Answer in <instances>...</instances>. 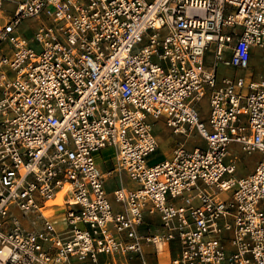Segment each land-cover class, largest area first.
I'll list each match as a JSON object with an SVG mask.
<instances>
[{
  "label": "built area",
  "instance_id": "1",
  "mask_svg": "<svg viewBox=\"0 0 264 264\" xmlns=\"http://www.w3.org/2000/svg\"><path fill=\"white\" fill-rule=\"evenodd\" d=\"M262 40L264 0H0V264H264Z\"/></svg>",
  "mask_w": 264,
  "mask_h": 264
},
{
  "label": "rangeland",
  "instance_id": "2",
  "mask_svg": "<svg viewBox=\"0 0 264 264\" xmlns=\"http://www.w3.org/2000/svg\"><path fill=\"white\" fill-rule=\"evenodd\" d=\"M251 65L255 68L256 71V76L258 78L264 76V49H259L255 48L252 53H251ZM221 72H223V69H220ZM154 132L156 133L157 137L161 140V149L155 154L157 157L160 158V156H168L170 153L171 149L173 148L174 141L176 138L172 137L170 130L164 129L163 125L159 122L155 127H154ZM183 141V139H182ZM196 141L200 142L198 139ZM193 140H190L189 144L193 143ZM160 154V155H159ZM153 158V157H151ZM257 156L256 155H240V161L238 162V171H237V176L238 175H245L251 172L255 166V161H256ZM103 156L100 154H97L95 157L96 161H101L103 162ZM109 167L112 165L109 164ZM124 182L125 184L129 183L127 179L124 177ZM115 178L109 179L106 183L107 189L111 190L114 183H115ZM173 254H176V246H173ZM152 257L147 256V261H151ZM134 264H138V261H135Z\"/></svg>",
  "mask_w": 264,
  "mask_h": 264
},
{
  "label": "crops",
  "instance_id": "3",
  "mask_svg": "<svg viewBox=\"0 0 264 264\" xmlns=\"http://www.w3.org/2000/svg\"><path fill=\"white\" fill-rule=\"evenodd\" d=\"M255 49V48H254ZM253 49V50H254ZM252 50V51H253ZM250 66H251V68L253 69V71H254V77L255 78H257L258 79V77L256 76V71H255V68L251 65V60H250ZM100 154V153H99ZM101 155L103 156V162H101V161H98L100 164H103L105 167H109L108 165L110 164L109 163V160L112 158V156H113V153H112V151L110 150V149H105V150H103L102 152H101ZM257 156V158H256V161L258 160V158H259V156L258 155H256ZM240 160V159H239ZM256 161H255V163H256Z\"/></svg>",
  "mask_w": 264,
  "mask_h": 264
},
{
  "label": "bare ground",
  "instance_id": "4",
  "mask_svg": "<svg viewBox=\"0 0 264 264\" xmlns=\"http://www.w3.org/2000/svg\"><path fill=\"white\" fill-rule=\"evenodd\" d=\"M260 47L261 48L259 49H264V40H262ZM61 203H62V193L58 194L57 198L51 202V204H61Z\"/></svg>",
  "mask_w": 264,
  "mask_h": 264
}]
</instances>
